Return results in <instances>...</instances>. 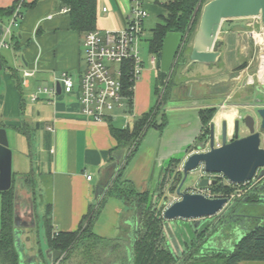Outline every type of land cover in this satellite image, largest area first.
<instances>
[{
    "label": "crops",
    "instance_id": "1",
    "mask_svg": "<svg viewBox=\"0 0 264 264\" xmlns=\"http://www.w3.org/2000/svg\"><path fill=\"white\" fill-rule=\"evenodd\" d=\"M12 7L11 13L8 12ZM103 7L106 8L105 12L102 11ZM130 7L131 0H96V19L99 16L100 21L106 27L105 29L123 28L128 24ZM144 7L148 13L146 21L152 16L157 18L156 21L154 18L153 23L150 22L154 26L161 16L166 14V10L156 0H145ZM64 8L67 7L62 6L59 0H0V128L6 130L7 138L10 140L11 171L12 179L13 177L15 179L13 187L18 196V204L21 208L24 205L22 212H25L29 205L26 202L20 204L19 199L22 197L23 200L30 201L29 196H31L35 218V227L20 229L21 243L30 249L28 253L30 257L28 260H24V264H52L51 261H54L53 252L45 241L43 221V243L40 238V224L37 223L40 217L37 216L34 205L36 196L29 187L36 183L40 199L45 200L43 214L46 213L48 204H50L51 223L56 231L76 230L90 205L99 199L106 198L101 213L92 226V233L104 239L107 244L105 254L98 261L100 264H132L133 244L138 221L131 207L122 201V198L106 197V192L104 195L96 197L95 188L99 183V171L107 175L111 172L110 165L116 164V170L111 178L114 180V174L121 165L124 167L121 180L130 181L135 190L139 192L140 190L147 191L146 181L149 179L154 180L157 185L161 186L162 184L160 193L157 195H155L156 192L150 193L157 206L162 198L165 201L170 195H172L171 201L176 200L175 187L178 175L172 177L176 168H173L169 173L167 172L169 165L165 167V170L163 165L169 158L170 161L176 160L182 154L185 156L201 150L196 144L201 132L198 110L202 107L215 106L217 110L211 119V124L214 125L215 140L218 143L221 141L220 133L223 123L226 124L227 140H232L235 123L238 121L240 125H243L241 110L244 107L252 106L254 101L260 99L259 96H264V86L259 85L257 81L255 84H249L248 77L253 76L255 79L256 70L255 68L249 74V66L243 67L232 78V82L235 83L229 91L212 92L214 87L209 85L205 88L202 86L197 88L193 80L180 86H176L175 82L174 87L172 86L173 93L176 95L180 88L184 89V93L181 95L182 97L172 94L168 99L169 105L164 103L163 112L167 117V125L164 130L160 132L155 128H149L141 141L142 144L140 143L128 162L122 163L123 153L119 151H117L118 153L113 152L115 157L111 160V150L117 143L110 134L109 126H128L130 118H133L134 121L135 118L147 112L150 109L147 107L148 97L147 99L139 98L140 89L136 84L140 79L138 78L133 88V112L129 113V116H124L125 119L122 123L115 124L113 118L107 122H95L83 114L80 111L76 91L57 93L54 78H59L63 72H66L78 84L79 77L86 67L82 45L85 34H80L70 27L69 14L68 11L63 12ZM16 9L20 16L16 18L17 24L14 25L11 22ZM228 21L235 22V27L238 29L243 25L247 26L249 31L260 28L258 23L249 18L244 21ZM7 29H9V33L6 32ZM234 29L229 27L223 29L222 27L218 34L221 38L217 48L220 51L218 61L220 59L222 66L227 71L236 69L240 65L237 59L235 40L237 31L234 32ZM1 42L7 43L8 46H2ZM239 52L242 54L241 49ZM148 56L151 55L148 53ZM143 63L145 66V61ZM150 65L151 69L157 72L159 79L160 73L158 74L157 64ZM201 65L208 71L215 67L212 64H210L211 66ZM142 72H145L144 68ZM25 73L28 74L25 75ZM245 75V81H242ZM160 84L159 79L157 86ZM238 84L241 87H243L242 85H252L248 89L251 90L250 97L253 102H238L232 98V95L239 91L236 87ZM35 95L37 98L33 99ZM18 129L26 131L28 136L22 134ZM246 134L247 130L245 129L242 134L239 133V137ZM149 135L150 140L147 141ZM160 142H164V145L159 144ZM188 146H191L190 150H187ZM145 150L151 151L152 162L141 160ZM174 155L178 157L171 158ZM151 164L153 167L155 166L154 176L150 175ZM148 166H150L149 169ZM200 167L201 164L196 170L199 171ZM88 175L91 176L90 180L87 179ZM221 177L223 182L231 184L223 176ZM24 178H28L29 182L26 183ZM199 179L200 175L197 181ZM19 182L22 184L21 186ZM23 182L25 183L23 184ZM167 185L168 192L164 194L166 190L164 187ZM255 186L252 184L249 189V194L252 195L251 199L248 196H243L232 200L238 212L247 209L248 215L252 217L243 221L235 220L233 223L228 220L222 224V220L226 217L223 215L208 223L209 228L213 229V232L218 230L219 234L210 244H203L200 248L201 255L231 252L243 236L264 223V215H262L264 209L253 205L257 202L259 195L264 194V190H257ZM23 188L26 190L29 188L31 193L27 195L28 190L19 192V189ZM204 188L209 190L208 186ZM210 196H226L228 198L229 195L213 196L210 194ZM106 208H108V212L111 211L113 216L111 222H107L103 218L104 209L107 211ZM194 221L193 219L179 220L173 226L172 232L181 254L184 251L183 232L186 231L183 226ZM168 246L178 256L173 244L170 243ZM32 248L34 249L32 250ZM69 260L62 264H70ZM78 261L82 263L83 260L78 259ZM240 264H264V261H243Z\"/></svg>",
    "mask_w": 264,
    "mask_h": 264
},
{
    "label": "trees",
    "instance_id": "2",
    "mask_svg": "<svg viewBox=\"0 0 264 264\" xmlns=\"http://www.w3.org/2000/svg\"><path fill=\"white\" fill-rule=\"evenodd\" d=\"M156 1L166 10V14L161 16L160 21L152 28V35L148 41V53L156 57L158 71L160 68L159 55L166 33L180 32L185 34V39L178 47L168 80L159 86L156 85L154 88V93L160 94V99H158L156 104L147 112L135 118L131 126H109L110 134L117 143L111 150L110 159L113 160L115 157L113 152L118 153L117 151H119L123 153L122 157L124 160L122 163L128 162L135 154L149 128H155L162 132L166 127L167 117L163 112L166 91L174 85L173 77L175 73L180 72L188 62L190 54L188 41L196 32L202 5L209 0ZM59 2L62 6L69 9V22L72 29L80 34L96 29V0H59ZM12 9L13 7L8 12L11 13ZM241 66L237 68H241ZM133 86V81L124 79L123 91L128 96L130 104L133 99ZM161 89L163 90L161 91ZM216 110L217 108L214 106L202 107L198 110L202 132L199 139L209 133L211 119ZM159 114L160 118L158 119ZM18 130L28 136L23 129ZM190 149L191 146H188L187 150ZM176 161L173 159L170 161L167 172L170 173L172 171ZM123 170L124 167L120 165L114 174V180H110L105 192L106 197L116 196L122 198L131 207L138 221L133 244L132 264H240L243 261H264V223L243 236L235 244L231 252L201 255L200 243L198 245L194 244L196 240L193 239L191 244L185 243L187 252H182L181 256H176L170 250L165 237L162 206H157V203L153 202L150 192L136 191L130 181H122ZM14 181L13 177L10 189L0 192V264H18V254L14 246L13 237V213L16 200L13 187ZM179 181L180 179L176 183ZM239 185L227 184L223 182L222 177H217L216 182L209 185L208 189L213 196L230 195ZM249 193L247 192L244 196H248L251 199L252 195ZM105 200L106 198L99 199L90 205L88 212L81 218L79 227L74 231H56L53 229L50 218V204H48L42 220L45 229V241L48 248L53 252L54 260L62 254L72 251L80 242L79 239L82 234L89 232L93 234V223L101 213ZM190 234L194 238V233L191 229ZM94 238L105 241L96 235H94Z\"/></svg>",
    "mask_w": 264,
    "mask_h": 264
},
{
    "label": "water",
    "instance_id": "3",
    "mask_svg": "<svg viewBox=\"0 0 264 264\" xmlns=\"http://www.w3.org/2000/svg\"><path fill=\"white\" fill-rule=\"evenodd\" d=\"M257 16L260 18L264 30V0H209L204 3L201 7L198 26L193 36L189 59L184 66V71L188 70L194 63L210 65L218 61L220 51L217 50V47L221 41L218 34L224 21H244ZM184 39L185 34L180 32L166 33L159 55L161 84L167 81L178 47ZM56 90L58 94L61 93L59 84L56 85ZM252 106L257 109V119L251 114L242 118L243 126L247 130L246 135L239 137L240 124L237 121L234 125L233 139L227 140L226 124L223 123L220 133V145L215 146L214 125L210 124L208 144H206L208 149L204 148L205 144L203 143L199 146L201 150L178 159L176 169L172 173V177H175L178 172L181 176L175 187L177 199L167 205L164 204L163 198L159 202V206H162L166 240L168 244H173L178 256L181 255V252L172 229L179 220L193 219L195 221L190 224V228L199 229L204 224L207 226L215 218L223 215H226V217L222 220V224L228 220L233 223L235 220L243 221L248 217H252L248 215L247 209L238 212L233 201L228 200L226 196L207 197L202 193L182 190L187 175L195 171L200 164H203L206 173L220 174L231 184L250 182V185H256L255 189L264 190V147H261V140H264V102L258 99L254 101ZM11 155L6 130L0 128V192L10 189L12 185ZM115 165H110L111 172L109 175L99 171V183L95 188L96 197L104 195L113 177V172L116 170ZM215 182V179L205 176L196 181L194 185L204 188ZM167 192L168 188L164 194ZM15 198L13 213L14 246L18 254V264H24V260H28L30 257L28 254L30 249L22 245L20 229L35 227L33 203L30 200L28 209L22 212L24 205L22 208L19 206L16 190ZM253 205L264 209V194H260L257 202ZM209 230V237L205 242L207 244H210L214 237L219 234L218 230L214 232L213 229L209 228Z\"/></svg>",
    "mask_w": 264,
    "mask_h": 264
},
{
    "label": "built area",
    "instance_id": "4",
    "mask_svg": "<svg viewBox=\"0 0 264 264\" xmlns=\"http://www.w3.org/2000/svg\"><path fill=\"white\" fill-rule=\"evenodd\" d=\"M144 2L145 0H131L128 24L125 27L117 30L94 29L85 33L82 45L86 67L79 77L78 84L66 72H63L59 78H54L55 89L59 84L61 92L76 91L78 93L80 111L95 122H107L116 117L114 109L123 107L122 98L128 99L123 91L124 79H129L135 84L143 71L144 60L140 56L139 47L144 36V22L148 16ZM67 11H69L68 8L63 9V12ZM102 11L105 12L106 8L103 7ZM19 16V11L16 9L11 24L16 25V18ZM251 18L259 24L260 28L259 30L253 29L250 33L255 46L258 47V54L256 56L255 79L253 76H249L248 82L255 84L257 81L259 85L264 86V30L258 16ZM6 32L9 33V29ZM1 45L8 46L5 42H1ZM156 61L154 55L149 56L150 64L155 66ZM27 74L25 73V75ZM55 89L53 88L54 93ZM44 91L46 90L44 89ZM36 98L35 95L33 99ZM199 172L200 178L208 175L202 164ZM213 177V174L208 176L210 179ZM87 179L90 180L91 176L88 175ZM248 183L239 185L234 193L228 196V199L234 200L243 197L250 187L247 186ZM191 192L212 197L210 190L197 187V185Z\"/></svg>",
    "mask_w": 264,
    "mask_h": 264
},
{
    "label": "rangeland",
    "instance_id": "5",
    "mask_svg": "<svg viewBox=\"0 0 264 264\" xmlns=\"http://www.w3.org/2000/svg\"><path fill=\"white\" fill-rule=\"evenodd\" d=\"M154 16L149 17L148 20L145 22V30H144V36H143V40L140 43V47H139V52H140V56L143 58V60L145 61V72H141L140 76H139V80L137 81V86L140 89L139 91V98L143 99L144 97L147 99L148 97V108L153 107L156 102L158 101V99H160V94H155L154 93V88L155 86L159 83V79L157 78V72L153 69H151V65L149 63V56H148V40L152 35V27L154 26V24H150L153 23L152 21H154ZM157 18H155L156 21ZM252 21H255L253 18H249ZM160 21V19H159ZM158 21V22H159ZM248 21V20H247ZM223 27V29H227L229 28H235L234 32L237 31V37H235L236 40V44H237V59L239 60L240 65H238V67L241 66V68H233L230 71H227L224 69V67L222 66V63L219 59V61H217L216 63L212 64L215 65V67H213L211 70L208 71V69L206 67H204L203 65H201L200 63H194L192 64L188 70H186L184 73V68L180 70V72L175 73L173 80L174 82H176V86H180L182 84H187L188 81L193 80L195 83V86L205 88V86H211L214 87L212 89V92H218V90H222V91H229L234 85L235 82H232V78L234 76H236L239 71H241V69L243 67L249 66L248 71L252 72L255 70L256 65H257V59L256 56L258 54V47L254 45V40L251 37L250 33L252 32V30L249 31L248 27L244 26L241 27L240 29H238V27H235V22L231 21H224L220 27ZM106 27L103 25L102 21H100L99 16H97L96 19V29L99 30H108L105 29ZM251 28V27H250ZM194 36V35H193ZM193 36L190 38V40L188 41V46H190V51H191V44H192V40H193ZM239 49H241L242 54L239 52ZM255 57V58H253ZM211 66V65H210ZM251 72L249 74H251ZM246 75L243 77L242 81H245ZM168 80V79H167ZM241 81V82H242ZM139 84V85H138ZM243 87H241V85H237V89L239 90L238 92L234 93V95H232V98L238 102H253L251 100L252 97H250V93L251 90H249L248 88H251V86H245L242 85ZM174 87V86H173ZM172 86L168 88V90L166 91V95H165V104L169 105V101L168 99L171 97V95L173 94V96H180L183 95L184 93V89L180 88L178 89L176 95L173 93V88ZM231 87V88H230ZM163 89H161L162 91ZM176 92V90H175ZM259 98L262 100V102H264V96L261 97L259 96ZM121 102L123 104V107L121 108H115L114 109V114L116 115V117L113 118V122L115 124H120L122 123L124 116L128 115L129 113L132 114L133 112V104L134 101L132 99V102L130 104V100H128L127 98H122ZM242 109V108H241ZM256 108L253 106H249V107H244L241 111H242V118L246 115H253L256 119H257V113H256ZM127 113V114H126ZM160 118V114L158 115V119ZM133 123V118L129 119V125L131 126ZM243 124V123H242ZM245 130V127L243 125H240V134H242V131ZM159 133V132H158ZM150 134V133H149ZM152 134V132H151ZM152 136V135H151ZM8 139V146L10 148V140ZM150 140V135L148 136L147 141ZM142 144V143H141ZM159 144H163L164 142H160ZM261 147H264V140H261ZM142 148V146H141ZM11 149V148H10ZM142 150V149H140ZM144 157L141 160H145L146 162H152L151 158H152V154L150 150H145L144 152ZM183 155V154H182ZM181 155V157H182ZM178 156L174 155L171 158H176ZM180 156L177 158H181ZM170 158L168 160L165 161L163 168L165 170V167L167 165L170 164ZM169 163V164H168ZM152 165V164H151ZM150 168V166H148V169ZM156 169H160V168H156ZM150 175L154 176V172L155 170V166L153 167V165L150 168ZM157 174L155 173V176ZM200 175V172L198 170L192 171L187 175V178L183 184L182 190H187V191H193V185L194 183H196L198 176ZM29 182L28 178H24ZM20 183V182H19ZM25 182H23L24 184ZM22 184L20 183V186ZM31 185V184H30ZM25 186V185H24ZM27 186V185H26ZM32 190V192H34V195L36 196L35 198V206H36V212H37V216H39L40 218L38 219L39 228H40V238H41V242H44V237H43V227H42V219H43V208H44V203L45 200H41L39 194V191L37 189V183L35 185H31L29 186ZM134 187V186H133ZM161 186L157 185L156 183H154V180L152 181L151 179L146 181V190L149 191L150 193H154L156 192L155 195H157L158 193H160L161 191ZM168 185L165 186L164 188L167 189ZM161 188V189H160ZM135 189V188H134ZM164 189V190H165ZM27 191L26 194L29 195L31 192L30 189L28 188L26 190V188L23 189H19V192L21 191ZM34 190V191H33ZM137 191V190H136ZM142 190H140L141 192ZM47 192V190H46ZM46 194V193H45ZM176 195V194H175ZM45 197L47 195H44ZM31 198V196H29ZM172 195L167 196V199H165L164 204H168L170 203L169 201H171ZM45 199V198H44ZM20 200V204H23L24 202H26V204L28 205L30 203L29 200H23L22 197ZM33 203V199L31 198ZM124 201V200H122ZM107 211L104 209V214H103V218H105V220L107 222H111L113 220V216L111 215V211L109 210L108 212V208H106ZM108 215V217L106 218V216ZM112 216V217H111ZM27 232V231H26ZM25 232V233H26ZM80 242L78 245H76L72 251L66 253V254H62L59 258H57L56 260H52L51 263L52 264H62L64 262H66L67 260H69L70 264H100L98 259L101 258V256H103L104 251L107 250V244H105L106 241H101L98 238L95 239L94 238V234H90L89 233H85L82 234L80 237ZM111 249V247H110ZM115 249H117L115 247ZM82 255V256H81ZM78 259H82V263L80 261H78Z\"/></svg>",
    "mask_w": 264,
    "mask_h": 264
},
{
    "label": "flooded vegetation",
    "instance_id": "6",
    "mask_svg": "<svg viewBox=\"0 0 264 264\" xmlns=\"http://www.w3.org/2000/svg\"><path fill=\"white\" fill-rule=\"evenodd\" d=\"M215 107V106H214ZM240 123V122H239ZM201 133L202 132H200V134H199V137L201 136ZM208 136H209V133L207 134V135H205V137H203L202 139H199V137H198V140L196 141V144H197V146H198V148H199V146H201V145H203V143L205 144L204 145V148H208V146L206 145V144H208ZM214 144H215V146H219L220 145V143H218L216 140H214ZM206 146V147H205ZM200 149V148H199ZM177 161H176V163H175V165H174V167L173 168H175L176 167V165H177V163H178V159H176ZM180 173L178 172V179H180L181 178V176L179 175ZM209 175V174H208ZM214 175V177H213V179H215L216 180V178L217 177H221V176H219L218 174H213ZM218 175V176H217ZM179 183V182H178ZM177 183V184H178ZM247 186H252V185H250V183H248V185ZM250 187H249V189H250ZM248 189V191L247 192H250V190ZM246 192V193H247ZM205 224L203 225V226H201L199 229H191L190 228V224H184V226H183V229H185L186 231H184L183 232V238H182V240H183V245H184V251L183 252H187L186 251V249H185V243H187V244H191L192 242H193V239L194 240H196V242L194 243V244H196V245H198L199 243H200V246L202 247L203 246V244L206 242V239L209 237V234H208V232L210 231L209 230V226L207 225V226H205ZM204 227V230L202 229ZM189 229H191V231L194 233V238H192L191 237V234H190V231H189ZM212 231V230H211ZM195 232H197V233H195ZM168 243V242H167ZM181 256V255H180Z\"/></svg>",
    "mask_w": 264,
    "mask_h": 264
}]
</instances>
